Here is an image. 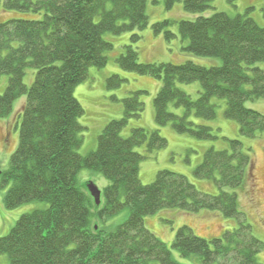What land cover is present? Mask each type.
Wrapping results in <instances>:
<instances>
[{
	"label": "trees",
	"instance_id": "16d2710c",
	"mask_svg": "<svg viewBox=\"0 0 264 264\" xmlns=\"http://www.w3.org/2000/svg\"><path fill=\"white\" fill-rule=\"evenodd\" d=\"M166 1L170 8L176 0ZM2 9L27 15L0 22V75L8 76L0 95V118L11 113L16 99L25 97L18 146L7 169L0 167V188H6L3 205L11 210L36 201L47 204L20 216L0 237V255L9 264H183L144 225L146 217L161 211L174 216L220 214L237 222L235 229L211 239L196 236L187 225L179 227L171 249L187 264H261L257 254L263 244L239 210L238 191L250 177L253 160L238 138H223L224 148L205 150L193 171L196 179L213 182L217 194L199 191L186 176L170 170L158 171L152 183L143 185L141 161L164 149L167 140L158 130L142 128L121 135L128 121L144 110V92L136 91L122 100L123 117L104 126L96 149L78 153L84 129L78 119L84 111L74 89L86 80L90 67L106 66V54L113 50L106 33L140 38L136 32L148 25L146 0H3ZM251 10L231 16L216 12L212 0H183V11L197 16L176 22L179 37L186 41L182 51L219 59L217 66L193 60L139 63L136 50L124 46L115 58L118 67L161 83L153 99L157 126L170 124L177 134L215 140L212 128L202 121L216 118L213 99H219L224 101V117L237 122L240 136L254 138L264 132V113L245 106L264 98V70L259 66L264 65V28L249 16ZM208 11L213 12L205 15ZM261 12L264 18V7ZM171 24L154 23L152 31L169 42L175 37ZM28 68L35 71L29 87L24 84ZM122 81L112 75L106 86L117 88ZM192 83L200 84L195 99L178 87ZM171 108L182 109V114ZM140 147L143 154L135 151ZM82 170L108 181L98 206L87 190L93 182L80 181ZM125 209L122 223L105 226Z\"/></svg>",
	"mask_w": 264,
	"mask_h": 264
},
{
	"label": "rangeland",
	"instance_id": "374dc122",
	"mask_svg": "<svg viewBox=\"0 0 264 264\" xmlns=\"http://www.w3.org/2000/svg\"><path fill=\"white\" fill-rule=\"evenodd\" d=\"M0 0V22L23 18L26 14L17 12H6L2 9ZM212 5L216 12H223L228 15L243 14L247 8H252L249 16L262 28H264V18L261 8L264 7V0H212ZM213 11L206 12L205 15L212 14ZM146 15L148 17L147 27L136 32L140 38L132 41L131 33H125L120 36H114L106 33L104 37L113 44V50L106 54L108 62L102 69L90 67L88 76L84 82L74 89V97L83 108V115L78 119L81 126L84 127L82 136V145L78 153L82 156L96 149L97 137L102 132L104 126L111 120H118L123 117L122 100L129 93L141 91L140 99L144 104V110L139 118H132L128 121L126 128L121 135L127 137L133 128H142L147 131L158 130L159 134L167 140V146L153 154L147 155L140 163L139 178L143 185H148L155 180V176L160 170H170L182 174L195 185V187L204 193L217 194L218 189L215 184L206 180H198L194 177L195 167L202 161L203 153L210 147L222 149L226 145L227 139H239L245 149H249L253 160L250 177L247 180L243 191L239 193V210L245 214V221L252 228L254 237L263 244L262 250L257 254V261L264 264V132L258 133L254 138L240 136L238 124L233 120L224 117V101L213 99L216 105L217 116L211 121H202L203 124L212 128L217 136L215 140H197L188 135L177 134L171 125L159 127L155 123L153 99L157 94L161 83L147 76H138L134 73L125 72L118 67L115 58L123 53L124 46L133 47L138 53L139 63H180L185 60L204 65H220L221 61L214 58H197L186 56L182 47L186 41L178 35L177 21L192 20L197 15L187 14L183 11V0H176L172 7H167L166 0H146ZM191 19H188L190 18ZM170 20L171 32L175 35L169 42L162 36L152 31V25L161 21ZM264 70V65L260 64ZM112 75H118L122 81L119 87L108 89L106 86L107 78ZM35 71L28 68L24 77V84L29 87L33 82ZM8 85V76L0 75V95L3 94ZM178 87L190 95L193 99L197 98L200 91L199 83L188 85H179ZM25 101L22 96L16 99L12 106L11 113L0 118V167L6 170L10 156L16 150L19 143L20 131V113L21 104ZM245 106L257 112L264 113V98L246 101ZM170 111L178 115L182 114V109L171 108ZM201 121V120H200ZM136 152L143 154L144 148H136ZM80 181L90 180L101 191L108 181L100 174L82 170L79 174ZM6 188H0V237L6 236L16 221L23 214L36 209H44L47 204L42 202H32L23 204L15 209L8 210L3 205V197ZM165 212L161 211L144 220L147 230L159 238L173 257L180 263L187 264L185 259L178 256L177 252L171 249V243L174 239L176 230L183 226H189L196 236L204 239L220 237L226 230H232L237 227L235 219L224 218L222 215L211 216L201 214L198 216H186L176 214L173 219L169 218ZM168 213V212H166ZM128 214L125 209L118 215L109 218L105 226L109 229L122 223ZM94 226H100L98 221H94ZM0 264H9L6 255H0Z\"/></svg>",
	"mask_w": 264,
	"mask_h": 264
},
{
	"label": "water",
	"instance_id": "95a60500",
	"mask_svg": "<svg viewBox=\"0 0 264 264\" xmlns=\"http://www.w3.org/2000/svg\"><path fill=\"white\" fill-rule=\"evenodd\" d=\"M87 190L91 195L92 199L94 200L95 204L98 206L100 203L101 191L93 183L87 184Z\"/></svg>",
	"mask_w": 264,
	"mask_h": 264
},
{
	"label": "crops",
	"instance_id": "0c3cea01",
	"mask_svg": "<svg viewBox=\"0 0 264 264\" xmlns=\"http://www.w3.org/2000/svg\"><path fill=\"white\" fill-rule=\"evenodd\" d=\"M169 218H174V213H171V212H168V213H165ZM164 214V215H165ZM201 214H207V213H204V212H201L199 215H201ZM208 215H210V214H208Z\"/></svg>",
	"mask_w": 264,
	"mask_h": 264
}]
</instances>
